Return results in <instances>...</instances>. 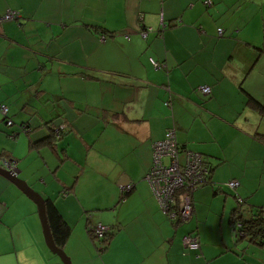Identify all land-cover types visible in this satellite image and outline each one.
<instances>
[{
    "label": "crops",
    "instance_id": "obj_1",
    "mask_svg": "<svg viewBox=\"0 0 264 264\" xmlns=\"http://www.w3.org/2000/svg\"><path fill=\"white\" fill-rule=\"evenodd\" d=\"M263 3L0 0V14L22 17L21 27L0 22V105L13 121L7 125L0 112V155L14 160L18 177L71 228L63 250L72 264H264L263 245L235 239L236 206L223 184L238 181L245 206L264 205V110L250 103L264 108V35L256 27L253 39L239 37L253 20L264 27ZM144 28L151 29L146 39ZM202 85L209 95L197 90ZM213 117L235 125L225 141L223 130L194 127ZM59 123L66 124L62 139L39 148ZM171 127L210 169L209 184L193 193L192 219L182 224L159 209L145 179L151 143ZM117 183L132 185L120 189L123 202ZM24 196L0 176V264H59ZM89 210L108 212L100 223L117 227L98 254L88 227L99 222L87 219ZM82 211L86 239L73 222ZM243 215L250 217L247 208ZM189 233L200 241L198 252L184 249Z\"/></svg>",
    "mask_w": 264,
    "mask_h": 264
},
{
    "label": "built area",
    "instance_id": "obj_2",
    "mask_svg": "<svg viewBox=\"0 0 264 264\" xmlns=\"http://www.w3.org/2000/svg\"><path fill=\"white\" fill-rule=\"evenodd\" d=\"M17 14L16 11L8 10L3 16H0V22L13 20ZM150 30H143L141 36L145 38ZM222 33L223 29L219 28L218 35L222 36ZM149 61L155 68H160V65L151 57ZM197 90L205 95L211 93V88L208 85L199 86ZM1 109L3 114L7 113V107L1 106ZM6 123L7 125L12 124L11 120H7ZM0 165L13 172L16 170L15 162L2 156H0ZM145 179L161 210L168 213L170 218L185 221L190 218L192 213V203L188 194L192 195V191L196 187L207 182L208 170L199 153L187 151L180 160L174 131L169 130L165 132L163 139L151 143V164L145 174ZM235 185V182L229 183L231 187ZM131 188V184L121 187L124 192H129ZM182 191L183 193H181ZM176 200L180 204L179 208L176 207ZM108 231L109 227L102 223L91 226V234L96 238L104 237ZM183 242L189 249L200 247L196 236H184Z\"/></svg>",
    "mask_w": 264,
    "mask_h": 264
},
{
    "label": "trees",
    "instance_id": "obj_3",
    "mask_svg": "<svg viewBox=\"0 0 264 264\" xmlns=\"http://www.w3.org/2000/svg\"><path fill=\"white\" fill-rule=\"evenodd\" d=\"M13 11H15V10H13ZM5 13L6 12L1 13L0 16H3ZM17 13L18 14L15 16V19H13V20L16 21L17 23H19L20 24L19 27H21V25H22V22H21L22 17H21L19 12H17ZM143 30L146 31V30H148V28H144ZM102 32H107V31L102 30ZM146 37L143 38V39H146ZM251 102L253 103V105H254L253 107L254 108L256 107L257 109L264 110V108L258 102L250 101V103ZM1 106H3V105H0V112H2ZM4 117L6 118V121L7 120H9V121L11 120V119L8 118V116L6 114H4ZM11 122L13 123L12 120H11ZM62 124H65V123H62ZM58 125H60V123L52 126L51 127V133L47 137L42 138L39 141V143H37L40 146L39 148H41L42 145L52 144V140H53V143H54V142H57V141L62 139L63 132L60 133V131H58L56 133V131H55ZM20 128H21V132H23L27 136H29V134L31 133L28 130V129H31V128L29 126H27V125L22 124L20 126ZM169 130H173L174 131L175 138H176L175 129L173 127H171V128H168L166 131H169ZM262 138H263V136H262ZM176 141H177V138H176ZM177 143H178V141H177ZM178 149H179V154H182L183 156L186 154L187 151H189L188 149L181 147L179 145V143H178ZM1 156L3 158L5 157L4 154H1ZM206 168L208 170L207 166H206ZM208 175L210 176V169L208 170ZM209 176H208V178H209ZM207 181H208V179H207ZM230 182H235L236 185L234 187H231V186H229ZM223 184L226 185L229 188H232V189H236L239 186V182L236 181V180H228V181L224 182ZM202 186L203 185H201L199 187H196V189L192 191V195L190 193L188 194V196H189V198L191 200V203H192L191 204V208H193L192 211H194V207L192 206V205H194L193 193L198 188H200ZM181 193H183V191ZM65 194H67V193L64 192L62 195L64 196ZM237 199H238V202H239V206H238V208L236 210L233 211L234 218L231 219L230 223L232 225H234V227H237V233H238V236L240 238H246L247 237L251 241L255 242L256 245H259V246L263 245L264 246V206L252 205L250 203H247V206H245L244 205L245 202H246L245 199H243L240 196H238ZM44 200H45V209H46L47 220H48V224L50 226V230H51V233H52L53 240H54L55 244L58 247L63 249L65 243L67 242V240H68V238L70 236L71 228L66 224L63 216L60 214V212L58 211L56 206L53 204V202H51L49 199H44ZM178 201H179V199H178ZM178 201L176 200V207L177 208H179V206H180ZM244 208H247L248 211L250 212V217L249 218H246L243 215ZM192 216H193V212L191 213V216H190V218L188 220H185V221L178 220V221H176V223L177 224H182V223H185V222H189L192 219ZM171 221L173 223H175L173 220H171ZM88 230L90 232V236L93 237L92 234H91L92 233L91 232V226L88 227ZM107 235H109V231L104 235V237H106ZM187 235L196 236V235H193L191 233L186 234L184 236H187ZM182 243H183L185 251L196 252V250H198V251L200 250V248H197V249H189V248H187V246L183 242V238H182Z\"/></svg>",
    "mask_w": 264,
    "mask_h": 264
},
{
    "label": "rangeland",
    "instance_id": "obj_4",
    "mask_svg": "<svg viewBox=\"0 0 264 264\" xmlns=\"http://www.w3.org/2000/svg\"><path fill=\"white\" fill-rule=\"evenodd\" d=\"M260 10H264V3H263V5L261 6V8L259 9V11ZM259 28V39H261V40H263L262 39V37L260 36L261 35V32H260V29L262 30V33H263V35H264V27L262 26V25H260V23H258V22H256L255 20H253V24H251V25H247V27L246 28H244V29H242V31H240V35H239V37H240V40L242 41H245V40H247L248 38H250V39H253V37L255 36V35H257L256 33H257V28ZM142 32V31H141ZM141 32H140V35H141ZM142 37V36H141ZM143 38V37H142ZM261 57L263 58L264 57V54L263 55H261ZM248 64V63H247ZM69 109V107L67 106V110ZM188 120V119H187ZM188 122L190 123V120H188ZM203 126H205V128H203ZM235 125H231L230 123H229V121H227V119H225V118H223V119H219V118H217V117H213V118H211V119H207V118H205V119H202V121H199V122H196L195 124H194V127L195 128H203L208 134L210 133V132H215V133H217V132H221L222 130H223V133H222V135H220V138H224V141L226 140V138L225 137H227L228 135H227V129H229L230 127H234ZM29 130V132H31V129H28ZM65 130H66V124H62V123H60V125H58L57 126V128H56V133L58 132V131H60V133H62V132H65ZM231 132H232V130H229V134H231ZM50 133H51V131H50ZM49 133V134H50ZM25 150H27V147H25ZM37 154H38V151H36V150H32V155H34L35 157H37ZM36 159V158H35ZM180 160H182V157H181V155H180ZM28 162L30 161V159H28L27 160ZM27 162V163H28ZM62 172H64V170H62ZM72 172V171H71ZM69 177H71V173H69ZM148 184V183H147ZM127 184H124V183H117V186H118V190H119V193H120V201L121 202H123V201H125V195L126 194H124L123 192H121V187H124V186H126ZM148 186H149V184H148ZM149 189H150V191H151V188H150V186H149ZM125 193H128V192H125ZM151 193H152V191H151ZM93 196H95V194L93 193ZM239 195H238V193L236 192V190L235 189H232L231 188V192H230V197L234 200V202H235V206H236V209L238 208V206H239V202H238V199H237V197H238ZM25 197V196H24ZM26 198V197H25ZM27 199V198H26ZM262 199H264V197H262ZM29 201V200H28ZM30 202V201H29ZM33 202V201H32ZM31 203V202H30ZM33 205H34V208H35V215H36V219H35V221H36V228L38 227V223H39V231H40V233H42V226H41V223H40V220H39V217H38V213H37V208H36V205L34 204V202H33ZM159 206V205H158ZM262 206H264V205H262ZM159 209L161 210V208L159 207ZM162 211V210H161ZM172 213H173V211H172ZM85 215L87 216V219H89V220H91V222H93V223H96V222H107V218H108V216H106V215H108V212H104V211H87V212H85ZM76 216H78V217H76V218H74L73 219V222H74V224H75V226L77 227V232L78 233H83V239H86V237H88L87 236V233H86V231L83 229L84 228V224H85V216L83 215V211H82V214L80 213L79 215L77 214ZM90 216V217H89ZM94 217L96 218V219H94ZM91 218V219H90ZM100 218V219H99ZM98 219V220H97ZM171 220L172 219H174V218H170ZM100 220V221H99ZM175 220V221H174ZM173 221L176 223V221H178V219H174ZM109 227V235H107L106 237H102V238H96V237H94L93 235V237H92V239H93V241H94V244L96 245V248L95 247H93L94 248V251L98 254V253H101V252H103V250H104V248L106 247V245L108 244V242L113 238V233H114V227H115V229L117 230V227L116 226H108ZM230 230H231V226H230ZM74 232H75V230H74ZM232 232L234 233V237H235V239L237 240V241H242V240H248L249 241V239L246 237V238H240L239 236H238V233H237V227H233L232 226ZM116 233V232H115ZM114 233V234H115ZM42 237H43V233H42ZM43 239H44V237H43ZM91 241V240H90ZM76 241H72V243H71V248L72 247H76V245L75 246H72V245H74V244H76L75 243ZM255 243V242H254ZM80 244H82L83 246H86V242L84 243H80ZM88 245V244H87ZM251 247H252V249H259L258 248V246H255V245H251V244H249ZM64 248V247H63ZM263 248V247H262ZM65 250V249H64ZM48 252V255H49V257H51V259L52 260H55V261H57L59 264H63L62 263V261H61V259L57 256V255H55L54 253H52L51 251L49 252V251H47ZM65 252H66V250H65ZM67 254V253H66ZM67 256H68V254H67ZM69 257V256H68Z\"/></svg>",
    "mask_w": 264,
    "mask_h": 264
},
{
    "label": "water",
    "instance_id": "obj_5",
    "mask_svg": "<svg viewBox=\"0 0 264 264\" xmlns=\"http://www.w3.org/2000/svg\"><path fill=\"white\" fill-rule=\"evenodd\" d=\"M0 176L13 184L28 199L34 202L42 226L44 242L48 250L57 255L61 259L63 264H72L70 257H68L66 252L62 248L58 247L53 240L50 226L47 220L44 198L39 193L31 189L24 180L18 177V170H15V172H13L12 170L0 165Z\"/></svg>",
    "mask_w": 264,
    "mask_h": 264
},
{
    "label": "clouds",
    "instance_id": "obj_6",
    "mask_svg": "<svg viewBox=\"0 0 264 264\" xmlns=\"http://www.w3.org/2000/svg\"><path fill=\"white\" fill-rule=\"evenodd\" d=\"M6 122H7V121H6ZM6 124H7V123H6ZM0 156H1V155H0ZM4 158H6V159L11 160V161L14 162V160H12V159H10V158H7V157H4ZM15 166H16V165H15ZM205 166H206V165H205ZM16 170H18L17 167H16ZM207 182H208V181H207ZM207 182H206V183H207ZM206 183H205V184H206ZM203 185H204V184H203ZM199 248H200V247H199Z\"/></svg>",
    "mask_w": 264,
    "mask_h": 264
},
{
    "label": "bare ground",
    "instance_id": "obj_7",
    "mask_svg": "<svg viewBox=\"0 0 264 264\" xmlns=\"http://www.w3.org/2000/svg\"><path fill=\"white\" fill-rule=\"evenodd\" d=\"M196 89V88H195ZM202 156V155H201ZM204 162V161H203ZM209 170V169H208ZM209 176V175H208ZM207 184H209V183H207ZM193 206V205H192ZM193 209V208H192ZM193 212V211H192ZM236 222V221H235ZM233 227H234V225H232ZM192 229V228H191ZM200 242V241H199ZM198 250H196V252H197Z\"/></svg>",
    "mask_w": 264,
    "mask_h": 264
}]
</instances>
